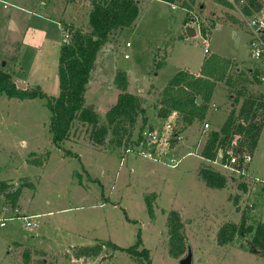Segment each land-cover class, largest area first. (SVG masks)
I'll list each match as a JSON object with an SVG mask.
<instances>
[{"label":"rangeland","instance_id":"1","mask_svg":"<svg viewBox=\"0 0 264 264\" xmlns=\"http://www.w3.org/2000/svg\"><path fill=\"white\" fill-rule=\"evenodd\" d=\"M91 3L0 0V39L3 33L7 38L0 44V68L21 88L23 84L25 89L38 86L47 95L58 96L61 47L71 40L67 37L71 28L89 31ZM212 4L210 0L141 2L135 24L109 37L91 73L86 100L95 107L101 123L120 93L114 84L118 70L128 73L129 91L143 100L148 127L165 123L158 116V104L177 72L198 76L208 56L214 55L229 60V70L261 65L251 57L250 36L239 10L229 2ZM188 26L198 32L195 37L188 36ZM248 90L264 92V81ZM241 103L236 105L220 83L203 122L183 129L186 125L178 117L175 132L183 130V139L169 155L180 160L174 168L164 161L125 156L126 148L110 143L109 137L103 146H96L80 125L73 138L63 143L72 152L66 156L65 151L51 146L43 100L27 103L0 95V182L9 181L11 192L34 184L24 189L17 208L21 214L37 216L38 224L26 230L23 220L14 217L0 225V264H28L24 256L29 250V264L43 258L46 264H138L131 255L108 246L96 257L77 259L76 252L100 242L127 248L139 237L141 249L150 250L153 264H180L187 251L179 256L170 254L167 218L173 210L181 214L193 264H264V256L255 253L257 249L251 250V235H238L226 245L218 241L220 229L229 222L241 224L244 211L250 215L246 226L264 221V186L252 178L264 179V128L247 178L201 155L210 132L219 130L229 112L233 108L239 111ZM205 123L211 126L207 130ZM142 126L143 118L139 117L134 135ZM47 151L51 154L42 167L29 161L42 158ZM202 165L223 173L227 186L208 188L199 177ZM241 179L249 183L246 191L241 188ZM148 199L153 217L148 212ZM14 209L0 194V220L14 215ZM35 250L45 255L38 256Z\"/></svg>","mask_w":264,"mask_h":264},{"label":"trees","instance_id":"2","mask_svg":"<svg viewBox=\"0 0 264 264\" xmlns=\"http://www.w3.org/2000/svg\"><path fill=\"white\" fill-rule=\"evenodd\" d=\"M142 1L108 0L101 2L92 0V8L89 11V31L71 28V40L61 47L60 67H58L60 92L56 97L47 95L38 86L33 89L28 87L22 89L21 85L12 80L10 74L0 68V95L27 103L35 99L43 100L45 103L43 108L47 113L46 126L51 134V146L65 151L66 156H72V152L66 150L63 143L73 138L78 125L85 130L92 144L101 147L109 137L110 143L124 148L134 145L145 129L153 127H146L149 118L143 100L129 91L128 73L122 69L117 71L114 79L115 87L120 91L117 102L107 111L103 123L95 107L88 104L86 100L91 73L99 52L114 32L124 31L135 24L141 13ZM162 1L174 4L179 0ZM227 1L223 0L222 3L227 5L229 2ZM249 6L255 7V11L261 8L257 0H249ZM244 11L249 15L253 13L247 6ZM231 65L229 60L214 55L211 58L208 56L198 76L188 71L177 72L161 95L162 98L158 104L161 108L158 116L161 119H167L177 111L179 122L182 121L186 125L183 129L194 123H201L206 119L210 103L219 84L224 83L230 97L234 98V103L238 105L242 102L241 107L239 111L233 108L223 126L219 130L210 132L201 155L209 162L216 160L226 162L228 156L225 152L232 147L240 166L245 155L254 154L264 128V94H253L248 90L249 86L262 84L261 77L264 75V70L257 67L229 70ZM139 117L143 118V126L134 135ZM182 131H177V133ZM220 152H222V157H220ZM50 154L51 152L47 151L43 155L44 158L36 157L35 160L29 159V161L42 167ZM75 156L78 157L76 154ZM199 177L211 189H223L228 184L227 177L209 165L200 167ZM241 181V188L246 191L249 183L242 179ZM27 186L34 187V184H25L11 192L9 191L12 187L10 182L2 181L0 182V194L5 196L7 204L16 209ZM147 208L150 216L153 217L154 209L150 199L147 200ZM249 208L251 210V207ZM249 221L250 215L244 211L241 224L229 222L220 229L218 241L226 245L234 241L238 235L244 237L251 235L249 242L251 250L257 249L254 252H260L264 256V221L259 220L256 226L255 224L246 226ZM167 224L170 254L172 256L184 254L188 246L180 212L171 211L168 214ZM107 246L131 255L138 264H153L150 250L141 249L143 243L140 237L134 246L127 248L112 242L83 246L76 252V258L96 257ZM29 251H26L27 255L24 256L28 264L31 259ZM35 253L38 256L45 255V252L41 250H35ZM36 264L46 263L43 258L38 259Z\"/></svg>","mask_w":264,"mask_h":264},{"label":"built area","instance_id":"3","mask_svg":"<svg viewBox=\"0 0 264 264\" xmlns=\"http://www.w3.org/2000/svg\"><path fill=\"white\" fill-rule=\"evenodd\" d=\"M235 8H237L246 24L250 36L249 49L251 57L256 61L264 65V0H257V2L262 3V7L258 10H252V14H245L244 8L247 6L250 10L253 8L249 6V0H228ZM6 7V5L4 6ZM67 31V29L65 30ZM68 33V32H67ZM68 39H70V34H67ZM67 43V42H65ZM205 53L209 52L207 41ZM126 46L130 47L131 44L128 42ZM125 55V58H128ZM264 81V75L261 77ZM179 114L173 112L168 118L165 119V123L162 125H156L152 128L145 129L134 145L126 148L125 156L132 155L135 158H143L153 161H164L167 162L172 167L176 168L180 163V160H175L174 158H169V155L174 151V145L180 142L183 137L181 133L175 132V121ZM211 126L209 123H205V129H209ZM192 154V153H189ZM225 154L228 156L226 162L217 160L222 164L221 166L230 169L234 174L247 178L249 176V167L252 161V155H245L243 157L242 164L238 165V157L234 154L232 147L228 149ZM220 157H222V152H220ZM256 184L259 186H264V179L260 177H252ZM14 217L21 218L24 222V228L26 230L35 229L37 224V216H28L21 214L19 209H14V215L8 216L7 218L0 220V225L3 227L6 221L14 219Z\"/></svg>","mask_w":264,"mask_h":264},{"label":"water","instance_id":"4","mask_svg":"<svg viewBox=\"0 0 264 264\" xmlns=\"http://www.w3.org/2000/svg\"><path fill=\"white\" fill-rule=\"evenodd\" d=\"M197 33L198 32L196 31L195 28H193L191 26L187 27V34L189 37H195L197 35ZM25 87H26L25 84H23L22 88L25 89ZM192 257H193V254H192L191 248L188 247L186 255L180 260V264H193V258Z\"/></svg>","mask_w":264,"mask_h":264},{"label":"crops","instance_id":"5","mask_svg":"<svg viewBox=\"0 0 264 264\" xmlns=\"http://www.w3.org/2000/svg\"><path fill=\"white\" fill-rule=\"evenodd\" d=\"M210 1H212V3H213L212 5L215 4V5H218V6H219V5H222V4H223V3H222L223 0H210ZM230 4H231V3H230ZM259 4H260L261 7H262V3L259 2ZM223 5H224V4H223ZM254 9H255V7H253V8L251 9V11L254 10ZM0 25H2V24H0ZM218 26H219V25H218ZM2 27H3V26H2ZM246 29H247V28H246ZM16 31H18V28L16 29ZM247 31H248V30H247ZM4 34H5V33H3V35L1 34V39H0V44H1V45H3L4 42L7 41V40H6L7 38H5ZM12 38H13V37H12ZM5 40H6V41H5ZM249 42H250V41H249ZM1 45H0V51H2V49H1L2 46H1ZM248 47H249V43H248ZM256 64H257V66H256L257 68H260L261 70L264 69V68H262V67H263V64H261V63H260L261 65H258V63H256ZM262 76H263V75H262ZM261 80H262V79H261ZM262 81H263V80H262ZM261 85H262V84H261ZM257 86H259V85H257ZM257 93H258V92H257ZM259 93H263V94H264L263 91H260ZM25 215H26V214H25ZM30 216H34V215H30Z\"/></svg>","mask_w":264,"mask_h":264}]
</instances>
